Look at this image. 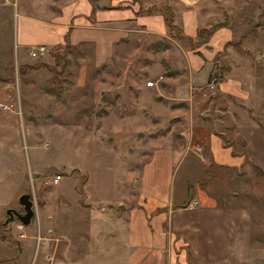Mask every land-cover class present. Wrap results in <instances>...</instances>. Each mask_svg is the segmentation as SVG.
Here are the masks:
<instances>
[{
  "label": "rangeland",
  "instance_id": "rangeland-1",
  "mask_svg": "<svg viewBox=\"0 0 264 264\" xmlns=\"http://www.w3.org/2000/svg\"><path fill=\"white\" fill-rule=\"evenodd\" d=\"M170 1L141 0V11L148 15L155 10L161 11L160 7ZM27 2L28 0H0V9H3L0 13L8 26H13L18 7L20 10L29 9L30 4ZM176 2L179 18L185 10L181 9L182 5H188L195 9L194 18L199 26H209L217 20H223L225 26L216 28L208 39V45L215 50L224 49L228 39H242L246 48L245 51H239L230 45L220 51L213 61V69H219L223 78L216 81L215 87L209 85V80L200 87L201 83L193 79L192 93L188 91L185 94L187 97L192 94L189 101H163L157 98L158 102L156 96L150 98L145 89H141L142 92L132 82L134 79H141L147 84L148 80L154 81L153 76L163 74L176 76V80L184 85L187 78H192L188 68H191L192 62L196 64L195 44L189 39L174 37L175 31L171 32L167 28L162 34H135L134 38L118 46L115 54L108 60L106 59L111 49L108 48L107 41L111 32L101 29V26L92 31L98 36L96 43L99 53H96L95 45L91 43L83 46L64 44L60 45V55L55 61L48 46L47 53L39 57H33L29 53L33 42L22 48L30 62L20 63L18 71L10 70V83H4L0 87V91H3V95L0 93V100L12 104L10 110L0 108V126L3 127L0 130L3 165L2 177L0 176V264H42L43 257L45 259L44 243L38 242L37 236L32 248H25L15 258L17 252H20L19 241L27 242L29 239L20 236L17 227L21 222L19 219L7 224L4 222L8 216V208L22 209L19 201L22 193L32 194L35 210L42 207L44 197H50L46 210L53 212L58 219L75 217L83 210L81 200L78 199L82 192L81 181L78 180L82 179L80 176L84 178L87 175L76 167L64 170L63 163L90 164L95 177L107 179L109 187L116 188L113 194L123 196L126 195L123 189L127 184L126 179L132 176V171L136 172L138 169L135 162L140 160L137 155L140 150L134 149L137 140L147 143L144 158L149 159L152 154L150 143L154 138L163 137L164 141L174 142L175 145H186L191 131L210 128L211 125L225 129V140H234L238 152L263 164L255 168L247 162L244 167H240L242 173L238 176L240 180L236 181L235 189L239 191L238 187L243 184L241 193L250 201L254 217V245L260 244L264 249V63L258 56L264 46V0ZM147 5H150L148 8H152L151 11H148ZM16 49L15 43H12V64L19 62L17 54L15 57ZM204 54L208 56L209 49ZM43 61L50 62L48 64L56 72L41 65ZM32 65L37 68L32 69ZM195 75L198 79L201 74L195 72ZM161 82L165 86L168 79ZM217 83L221 84L222 91L233 92L237 88L238 92L235 95L219 93ZM53 86L61 91L60 98L49 91L48 88ZM173 91L175 94L179 93L177 89L173 88ZM144 105L145 109L142 110ZM135 107L140 118L132 115L128 117L130 108ZM112 110L115 113L110 118ZM172 111H177L180 115L172 117ZM234 116H237L236 119ZM80 125L89 129L100 127L97 130L98 136L93 135L92 130H80ZM119 131L121 132L117 134ZM133 141L135 142L130 147ZM114 143L117 145L114 146ZM191 143L197 150L196 153L203 151L198 148L197 143L200 142ZM182 154L179 150L175 155L180 159L184 158ZM194 156L198 158V155ZM189 170L191 173L185 193L191 196L198 191L205 177V170L199 165H193ZM55 173H61L63 177L57 183H48ZM180 173L181 168L177 178ZM133 177L137 181L134 175ZM111 181L115 183L112 184ZM74 182L77 183L75 187ZM108 192L106 188L105 193ZM93 203L96 204V201ZM98 204L100 207L106 205L104 201H98ZM36 220L34 218L32 223L24 225L27 234L32 233L33 227L36 228ZM50 225L54 227L52 234L58 233L59 225L56 221L51 220ZM59 234L71 236L70 230L65 229ZM74 245L72 242L67 250L69 244L62 245L53 263L72 259L76 264H91L90 248ZM260 263L264 264V257L254 264Z\"/></svg>",
  "mask_w": 264,
  "mask_h": 264
},
{
  "label": "crops",
  "instance_id": "crops-1",
  "mask_svg": "<svg viewBox=\"0 0 264 264\" xmlns=\"http://www.w3.org/2000/svg\"><path fill=\"white\" fill-rule=\"evenodd\" d=\"M140 2L141 0H28L29 9L20 10L18 7L13 26H8L5 17L0 13V87L4 83L7 85L10 83L8 79L10 70L18 71L20 63L30 62L22 48L29 46L31 42L33 43L30 49L42 44L50 48L67 43L73 46L91 43L95 45L97 53L98 36L92 31L101 26V29L111 32L107 41V46L111 49L106 59L108 60L115 54L118 46L134 38L135 34L166 32L168 26L164 14L159 10L149 12V15L144 14L141 11L143 6ZM14 3L17 2L14 1ZM167 4L173 7L175 20L181 26L185 38L195 44L197 65L192 62L191 68H188L191 70L192 78H187L184 85L176 80V76L170 77L163 74H160L162 80L168 79L165 86L157 75L153 76L154 85H147L141 79H134L132 82L140 90L145 89L150 98L156 96L158 102L157 98L163 101L173 99L189 101L192 99V94L190 97L185 94L188 91L192 93L193 79L201 83L200 87L204 86L209 80L210 73L216 70L213 69V61L218 53L230 46L228 42L235 40L228 39L223 46L224 49L215 50L208 45V39L219 26L207 38L200 40V28L210 27L212 24L199 26L194 18L195 9L185 4L181 7L185 10L179 18L176 0H171ZM149 6L147 5L146 8ZM1 10L3 9L1 8L0 12ZM12 43H15L17 48L15 57L17 54L19 58L16 64H12L14 59L11 52ZM207 48L209 54L205 56L204 51H207ZM195 72H200L201 75L198 78L200 80L196 78V75L194 76ZM217 85L219 93L235 95L238 92L237 88L233 92L222 91L221 84L217 83ZM173 88L182 94H175ZM164 89H166L165 92H163ZM0 93L3 95V91ZM144 107L145 105L142 106V110L145 109ZM155 109L157 110V105ZM136 111V107L130 108L128 117L132 115V117L140 118ZM114 113L115 110H112L109 117L111 118ZM172 114V117L180 115L177 111ZM236 117L234 116V119ZM138 124L140 127L141 123ZM79 127L82 131L92 130L93 135H97V130L100 128L94 126V129H89L85 125ZM2 128L0 126V130ZM226 133L225 129H218L213 125L210 128L193 130L189 133L186 145H175L174 142L164 141L163 137H156L150 143L152 154L149 159L144 158L147 143L141 140L133 141L130 147L135 142L134 149L140 150L137 153L140 160L135 162L137 171H132V176L125 181L127 184L123 186V189L126 195L123 196L113 194L116 188L109 187L107 179L100 180L95 177L90 164L63 163L64 170L76 167L87 175L84 178L80 176L82 179L78 180L81 181L82 191L78 199L81 200L83 210L75 217L58 219L53 212L46 210L51 198L44 197L43 205L39 207L41 209L36 208L37 220L34 225L37 226L33 227L32 233L29 234L23 228L26 233L24 238L29 241H19L20 252H17L15 258H18L25 248L29 246L32 248L33 240H36L37 236L36 231H40L47 239L42 242L44 243L43 255H45L42 264H57L53 262L59 248L69 244L66 247L67 250L72 242L75 243L74 247L81 245L90 248L91 264L256 263L259 258L264 257V249L260 244L254 245V217L250 201L245 194L241 193L243 184L238 187L239 191L235 189V186L236 181L240 180L239 174L242 173L239 168L244 167L245 163L250 162L260 167L263 164L254 162L246 154L238 152L235 149L234 140H225ZM191 142H200L197 145L203 151L196 153L197 150L193 148ZM116 145L114 143V146ZM0 148L2 149L1 141ZM179 150L183 152L184 158L177 159L175 154ZM194 155H198V158ZM193 165L203 168L205 177L198 191L188 196L185 189L191 173L189 168ZM180 168L181 173L177 178ZM207 169L211 171L208 172ZM2 172V156L0 155L1 177ZM133 175L137 181L134 180ZM111 183L115 182L111 181ZM76 185L77 183L74 182V187ZM106 188L109 190L108 194L105 193ZM93 201H96V204ZM98 201H104L106 205L100 207ZM195 201L197 203L194 205ZM51 220H55L59 225L56 234H52L54 227L50 225ZM70 227L72 229H69ZM63 229L70 230L71 236L59 234ZM48 256H52L53 261H50ZM58 264H76V262L72 259H64Z\"/></svg>",
  "mask_w": 264,
  "mask_h": 264
},
{
  "label": "trees",
  "instance_id": "trees-1",
  "mask_svg": "<svg viewBox=\"0 0 264 264\" xmlns=\"http://www.w3.org/2000/svg\"><path fill=\"white\" fill-rule=\"evenodd\" d=\"M156 6H153V8H155ZM152 8H148V11H151ZM160 10L161 12L164 14V18H165V21H166V24L168 26V30L171 31V32H174L175 31V35L174 37L182 40L184 39L186 36L182 33V28L181 26L176 22L175 20V13H174V10H173V7L169 4H166L162 7H160ZM220 25H223V20H217L214 24H212V26L210 27H202L200 28L199 30V34L201 36V39L200 40H204L205 38L208 37V35L218 26ZM68 45H71L69 43H67ZM228 45H235L237 47L238 50L240 51H244L245 48L243 47L242 45V40H236V41H230L228 42ZM60 46H54V47H50L49 48V53L53 56L54 60L56 61L59 57V52H60V49H59ZM50 62H42L41 65L43 66H46L48 67L51 71H55L54 67L51 66L50 64H48ZM223 67V66H222ZM32 69L34 68H37L35 67L34 65L31 66ZM219 69H216L214 70L213 72L210 73V76H209V82L214 79L215 81L219 82L221 81V79L223 78L221 72L219 73L218 72ZM49 91L54 94L56 97L60 98L62 93L60 90H56V88L53 86V87H49L48 88ZM255 168H258L259 166H257L256 164L253 165ZM35 218V216H34ZM33 218V219H34ZM2 225V224H1Z\"/></svg>",
  "mask_w": 264,
  "mask_h": 264
},
{
  "label": "built area",
  "instance_id": "built-area-1",
  "mask_svg": "<svg viewBox=\"0 0 264 264\" xmlns=\"http://www.w3.org/2000/svg\"><path fill=\"white\" fill-rule=\"evenodd\" d=\"M47 51H48V48H47V46H45V45H40V46H35V47H33V48H31L30 49V54H31V56H33V57H39V56H41V55H45L46 53H47ZM258 56H259V60L261 61V62H263L264 63V46H263V48L259 51V54H258ZM215 84H216V81L214 80V79H212L211 81H210V86L211 87H215ZM147 85H154V81L153 80H148L147 81ZM12 107V104L11 103H8V102H5V101H0V108L1 109H3V110H10V108ZM61 177H62V175L61 174H59V173H57V174H55L49 181H48V183H57V182H59V180L61 179ZM197 202L195 201V202H193V204L195 205ZM18 228H19V230H20V236H22V237H25L26 236V233L23 231V228H24V224L22 223V222H20L19 224H18ZM37 240H38V242L39 241H45V240H47L44 236H42V234L40 233V231L38 232V235H37ZM48 259H52V256H48Z\"/></svg>",
  "mask_w": 264,
  "mask_h": 264
},
{
  "label": "water",
  "instance_id": "water-1",
  "mask_svg": "<svg viewBox=\"0 0 264 264\" xmlns=\"http://www.w3.org/2000/svg\"><path fill=\"white\" fill-rule=\"evenodd\" d=\"M20 203L24 207L23 212H18L15 208H8L7 214L8 218L5 220V224L13 221L14 219H19L24 225H29L34 216L36 215L35 202L32 197V194L29 192H24L19 197Z\"/></svg>",
  "mask_w": 264,
  "mask_h": 264
},
{
  "label": "flooded vegetation",
  "instance_id": "flooded-vegetation-1",
  "mask_svg": "<svg viewBox=\"0 0 264 264\" xmlns=\"http://www.w3.org/2000/svg\"><path fill=\"white\" fill-rule=\"evenodd\" d=\"M18 212H23L24 211V207H23V205H22V209H16ZM7 218H8V216H7Z\"/></svg>",
  "mask_w": 264,
  "mask_h": 264
}]
</instances>
